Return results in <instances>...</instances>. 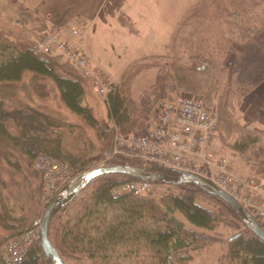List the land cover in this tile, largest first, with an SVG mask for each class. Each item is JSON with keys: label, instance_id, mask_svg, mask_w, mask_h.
I'll list each match as a JSON object with an SVG mask.
<instances>
[{"label": "trees", "instance_id": "trees-1", "mask_svg": "<svg viewBox=\"0 0 264 264\" xmlns=\"http://www.w3.org/2000/svg\"><path fill=\"white\" fill-rule=\"evenodd\" d=\"M207 0H201L192 6L176 25L168 46V56L145 58L132 64L120 83L114 87L105 99L108 117L113 122V132L128 135L134 130H145L149 118L138 107L137 100L132 97L131 88L137 77L145 71L161 67L159 61H170L166 76V87L171 91H182L189 95L203 94L207 90L206 100L212 101L218 90L217 83L228 71V81L236 75H241L239 85L251 81L252 73L264 70V34L260 29L247 30L238 41L228 47L226 57L220 55L221 49L206 45L202 36L204 31V12ZM31 14V13H30ZM213 30H208V34ZM255 32H260L258 35ZM256 35V36H255ZM203 60L208 67L197 65L185 67L182 57ZM223 61V62H222ZM60 62L62 67H57ZM245 65V66H244ZM240 67V68H239ZM263 68V69H262ZM235 69L237 72H235ZM252 72H251V70ZM250 70V71H248ZM165 71V70H164ZM26 72L55 82L62 102L67 108L81 118L87 126L96 129L100 120L94 114V107L85 103L87 81L69 62L61 56L44 54L35 46L13 45L0 43V85L16 83L22 80ZM166 73V72H165ZM245 74V75H244ZM226 76V75H225ZM211 85V86H210ZM143 96H140L141 99ZM179 96H176L177 99ZM217 112L212 110L218 120V125L226 132L233 131L232 115L229 112L230 101L226 95L220 96ZM143 107V106H142ZM138 115L139 117L137 118ZM12 121L18 133L9 132L7 122ZM147 123V124H146ZM74 125V124H68ZM67 125L51 115L32 108L21 107L5 110L4 102L0 101V141L7 142L22 152L27 161L33 164L38 155L45 154L63 161L76 171V176L94 167L86 160L65 152L62 147V132ZM64 127V128H63ZM245 130L244 135L236 143L239 150H246L259 142L251 130ZM103 137L114 138V133L103 127ZM113 135V136H112ZM113 141L111 142L112 146ZM112 153V152H111ZM108 165L146 166L154 171L177 175L164 167L154 166L135 159L114 157ZM116 160V161H115ZM97 167V166H96ZM36 171V176L38 173ZM40 175V174H39ZM41 176V175H40ZM42 177V176H41ZM40 177V180H41ZM136 180L125 175H104L95 179L75 200L59 211L49 224L48 235L53 245L62 255L66 264L80 257L88 264H111V259L117 264H143L142 260L151 258L157 264H191V251L197 241L195 235L183 232V223L173 215L178 212L196 228L213 230L219 222L213 209L199 202V195L209 196L217 200L229 213L243 222L237 214L220 198L207 194L194 185H181L184 190L181 196L163 198L164 204L158 206L154 200L137 197L133 194L113 195V189L128 181ZM42 183V180H41ZM87 191V192H86ZM86 192V193H85ZM81 197V198H80ZM79 200L76 209L65 217L69 207ZM77 200V201H76ZM3 207V206H2ZM0 211V225L8 232L0 241V264L8 241L25 234L36 227L37 221L25 215L17 216L7 207ZM75 211H77L75 213ZM81 213V214H80ZM245 231L237 233L239 237L231 241L230 257L239 264H264V241L258 238L244 224ZM264 227V224H262ZM80 255V257H78ZM138 260L140 262H138ZM20 264H54L47 258L40 242L28 253Z\"/></svg>", "mask_w": 264, "mask_h": 264}, {"label": "rangeland", "instance_id": "rangeland-1", "mask_svg": "<svg viewBox=\"0 0 264 264\" xmlns=\"http://www.w3.org/2000/svg\"><path fill=\"white\" fill-rule=\"evenodd\" d=\"M131 1L133 3H129L130 10L128 11L131 14L130 17L147 19L144 13L150 14L152 12L156 17H160V14H162L163 17L166 16L169 19L168 22L173 27L192 6L201 0ZM144 1L147 4V10H145V5H142L141 10V4ZM203 5H206V7L202 10L204 12V31L202 36L206 39L207 46L211 45L215 49H221L222 60L224 53L226 57L228 47L235 44V42L237 44V40L247 30L252 29L253 31L256 28L260 29L264 34V0H207V3ZM208 30L213 31L208 34ZM41 32V26L27 9L17 5L15 0H0L1 44L9 43L21 45L22 47L27 45L35 46V40ZM259 33L255 32L256 35ZM238 44L240 45V43ZM123 53L125 54L126 52ZM156 53L157 55H167L168 51L166 48L161 47ZM130 59L132 58L127 61L131 62ZM182 59L185 67L197 65L204 68L209 66L203 60H196L186 56H183ZM259 60H261L260 62L264 68L263 59ZM110 61L108 69L112 71L108 72L104 69L103 72H106L110 81L115 83V87L118 85L117 83H120L122 75L118 76L121 70L119 71L118 66H115V61L112 59ZM157 63L162 64V66L142 73L139 78L137 77L138 79H135L136 82H133L131 88L132 97L137 100L136 104L142 111H145L144 115L149 118L147 121L148 125L154 123L162 102L174 100L176 96H194L203 100L205 105H210L209 108L216 111L220 96L226 95L228 101H230L229 112L233 117V131L228 132L227 130L225 132L218 125L217 134L211 142V148L217 156H224L228 159L230 171L237 177H253L264 181V70L262 73L261 70L252 73V77L247 76L252 78L251 81L249 80V82L239 85L241 75L235 74V77L230 82L228 81V71L225 69V73H223L217 83L219 91H216L212 101H208L205 98L209 90L199 95H189L182 91L169 90L166 87L165 80L167 76L166 70H169L170 61H159ZM56 65L58 68H64L60 62ZM237 70L239 69H235V72ZM54 83L48 78L26 72L21 81L0 85V101L4 102L5 110H13L23 106L32 107L51 115L60 122H64L67 126L61 129L63 133V150L74 156L81 157L86 160L88 165L95 166L94 168L96 166H106L108 161L115 159L112 153L114 138L117 134L113 132V122L108 117L106 98L97 94L88 84L84 101L89 106L94 107V114L100 120L99 127L93 129L67 108L62 102L59 90ZM142 93L143 95H141ZM140 95L143 96L141 99H139ZM136 116L137 118L139 117L138 115ZM68 124L74 125L70 126ZM239 126L251 130L253 135L259 138V142L246 150H239L236 147V143L243 141L241 137L245 133V130H241ZM7 127H9L8 130L12 134L18 133L12 121L7 122ZM103 127L110 130V133H114V138L108 137V140H106L103 137ZM145 131L146 128L145 130L136 129L132 133H144ZM35 174L36 171L33 164L27 161L21 151L7 142L0 141V211H5L3 207H7V211H11L14 215L31 217V220L38 223L36 228L40 229L39 222L48 204L43 201L44 188L40 180L41 176L39 174L36 176ZM174 188H176L174 191H179L180 196L183 195L184 190L181 187L175 186ZM154 194L152 192L150 195L144 196V198L154 200L161 207L164 204L163 198L170 196L162 197L159 194ZM198 197L199 202L204 206L213 209L217 215L220 209L222 214H219V222L213 230L192 226L178 212L173 215L183 223V232L185 234H192L197 238L194 245L195 249L191 251L193 255L191 264H239L238 261L232 260L230 257L231 241L229 240L237 233L245 231L243 224L232 216L217 200L205 195H199ZM262 197L264 202V196ZM80 198L73 207L67 209L66 213H64L65 217L70 215L72 210L76 209V206H78V210L80 209ZM7 234L8 232L6 233L0 225V241H3ZM80 258L77 260L72 259L69 262L71 264H88L87 259L83 263L82 260L81 262L78 261ZM117 260L111 259V264H117ZM138 262L140 261L138 260ZM142 262L143 264H157V261L151 258H146Z\"/></svg>", "mask_w": 264, "mask_h": 264}, {"label": "built area", "instance_id": "built-area-1", "mask_svg": "<svg viewBox=\"0 0 264 264\" xmlns=\"http://www.w3.org/2000/svg\"><path fill=\"white\" fill-rule=\"evenodd\" d=\"M84 28L69 24L61 33L44 30L36 40L37 46L44 54L63 57L97 94L107 98L114 90V82L105 72L92 66L82 40ZM217 130V116L206 108L204 101L184 95L162 102L154 123L147 125L144 133H117L112 155L205 177L234 197L264 224V181L253 177L239 178L230 171L228 159L217 156L211 148ZM33 166L42 176L45 204L59 196L76 176L72 166L45 154L38 155ZM174 189L168 185L133 180L116 186L112 193L115 196L133 194L137 197L152 192L162 197L180 196L179 191ZM40 236V229L35 228L10 239L2 255L4 263L20 264L40 241Z\"/></svg>", "mask_w": 264, "mask_h": 264}, {"label": "crops", "instance_id": "crops-1", "mask_svg": "<svg viewBox=\"0 0 264 264\" xmlns=\"http://www.w3.org/2000/svg\"><path fill=\"white\" fill-rule=\"evenodd\" d=\"M15 2L32 14L41 26L42 32L51 30L61 33L69 24L84 26L82 40L92 60V66L111 72L108 65L112 59L119 71L121 70L118 74L122 75L121 78L135 62L145 58L168 56L157 55L156 52L161 47L168 51L172 33L179 22L171 27L166 16L160 14V17H156L152 12L144 13L147 19L130 17L128 11L129 3H133L131 0H15ZM144 2L141 4V10L142 5H145L147 10V4ZM129 58H132L131 62L127 61ZM87 89L86 84V92Z\"/></svg>", "mask_w": 264, "mask_h": 264}, {"label": "water", "instance_id": "water-1", "mask_svg": "<svg viewBox=\"0 0 264 264\" xmlns=\"http://www.w3.org/2000/svg\"><path fill=\"white\" fill-rule=\"evenodd\" d=\"M173 171L177 175H170L165 172L154 171L146 166L133 165H107L99 166L85 171L73 178L61 191L59 196L51 201L44 210L41 221L39 222L41 239L40 244L47 258L52 259L54 264H66L62 255L57 250L49 238V224L54 215L65 208L97 178L104 175H125L136 180L147 181L156 184H165L170 186L194 185L201 188L207 194L214 195L223 200L240 218L243 224L253 232L258 238L264 241V227L252 215V213L239 203L230 194L216 186L209 179L195 173L179 171L172 168H164ZM239 237L235 235L229 241Z\"/></svg>", "mask_w": 264, "mask_h": 264}]
</instances>
